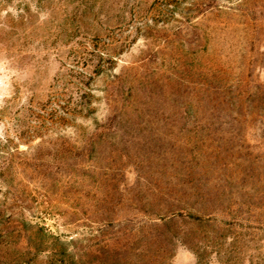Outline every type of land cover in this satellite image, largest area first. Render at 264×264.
Here are the masks:
<instances>
[{
	"label": "rangeland",
	"instance_id": "rangeland-1",
	"mask_svg": "<svg viewBox=\"0 0 264 264\" xmlns=\"http://www.w3.org/2000/svg\"><path fill=\"white\" fill-rule=\"evenodd\" d=\"M0 264H264V0H0Z\"/></svg>",
	"mask_w": 264,
	"mask_h": 264
}]
</instances>
